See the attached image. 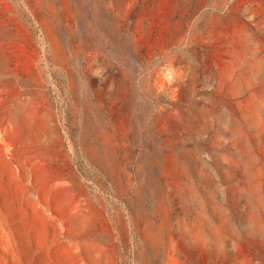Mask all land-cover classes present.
Listing matches in <instances>:
<instances>
[{
	"label": "rangeland",
	"instance_id": "374dc122",
	"mask_svg": "<svg viewBox=\"0 0 264 264\" xmlns=\"http://www.w3.org/2000/svg\"><path fill=\"white\" fill-rule=\"evenodd\" d=\"M0 264H264V0H0Z\"/></svg>",
	"mask_w": 264,
	"mask_h": 264
}]
</instances>
